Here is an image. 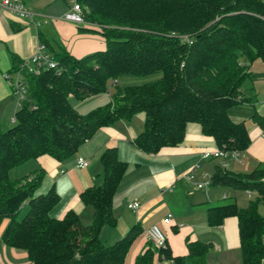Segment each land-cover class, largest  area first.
<instances>
[{
	"label": "trees",
	"instance_id": "16d2710c",
	"mask_svg": "<svg viewBox=\"0 0 264 264\" xmlns=\"http://www.w3.org/2000/svg\"><path fill=\"white\" fill-rule=\"evenodd\" d=\"M81 32H99L105 48L74 57L57 39L41 37L58 63L37 75L24 73L27 92L14 124L0 127V226L2 241L26 252L30 264H123L133 241L142 233L138 224L111 244L99 237L103 225H114L112 199L127 168L115 147L100 156V183L80 192L93 209L90 224L73 210L63 217L50 214L59 201L53 188L38 194L45 172L12 178L10 170L41 155L63 161L101 127L145 114L143 130L133 144L146 153L182 142L185 125L197 122L218 147L244 152L250 144L242 120L264 125L247 97L246 84L264 76L249 70L264 58V0H81ZM88 19V20H87ZM21 60H13L15 70ZM129 78L139 84L120 85ZM114 88L110 100L85 113L69 102ZM264 166L234 173L217 166L211 185L251 190L256 198L245 207L233 200L207 207L211 226L236 216L241 264H264ZM25 214L18 219L23 205ZM187 254L173 256L170 247L147 242L134 264H154L163 255L173 264H206L211 243L186 240Z\"/></svg>",
	"mask_w": 264,
	"mask_h": 264
},
{
	"label": "crops",
	"instance_id": "0c3cea01",
	"mask_svg": "<svg viewBox=\"0 0 264 264\" xmlns=\"http://www.w3.org/2000/svg\"><path fill=\"white\" fill-rule=\"evenodd\" d=\"M22 1L34 14L33 19L19 17L8 7L0 4V127L3 129L9 128L4 127L6 123L2 121H8L16 101L4 73L12 71L15 58L23 60L31 57L43 43L41 37L57 39L74 57L105 48V39L99 32H81L82 25L64 20L62 18L64 6L61 9L57 8L53 4L55 0ZM56 10L58 12L54 14L55 16H50ZM84 27L94 29L88 24ZM45 48L50 52L46 46ZM249 70L263 73L264 58L254 60ZM247 87L246 95L256 99L255 108L264 118V76L253 78L247 82ZM96 96L98 95H91L78 102L95 98L93 106L88 108L91 110L110 100L108 95L109 100L99 104L105 100H102L103 97L96 99ZM73 98L70 96L69 101L73 102L71 101ZM76 104L74 106L78 112H86L79 110L80 106ZM6 113L8 116H5ZM144 118L145 114L138 112L129 121L121 119L109 126L101 127L68 159L57 161L49 155H41L11 169L10 176L12 177L11 173L16 170L19 174L12 178L43 169L45 175L37 193L43 194L53 188L59 196V201L51 209L50 214L61 218L68 210H73L83 224H90L93 209L81 201L80 192L100 183L99 156L105 148L115 147L119 160L125 162L127 168L112 199L115 223L102 226L100 239L105 236L107 241L115 239L113 240L115 242L135 224L140 226L142 232L150 225L157 224L165 234L173 256L187 254L185 243L187 239L199 240L212 244L206 264H241L237 217H226L218 226H211L206 221L207 207L229 199L236 203L233 192L232 194L229 192L238 189L211 185L208 180H211L217 166L223 170L243 174L251 172L255 167L264 166V125L250 118L235 117V121L244 122L250 144L242 152L240 162L229 160L226 161L227 166L222 167L224 160L220 157L201 158L202 152L215 148L216 143L212 137L203 133L201 125L197 122H188L185 125L184 138L176 146L163 147L157 153H146L137 148L133 144V139L143 130ZM78 156L87 159L89 164L85 167H76ZM196 162L200 166L196 170L194 181H187L183 174ZM238 164L241 165L239 166L241 170H237ZM207 178V182L202 181ZM200 181L204 185L199 188L196 183ZM132 201H138L140 204L136 210L128 209L126 206ZM247 204L237 206L245 207ZM168 212L172 213V219L166 224L162 219ZM6 223L7 220H4L0 226V264H30L24 250L7 246L2 241L1 233ZM146 244L147 241L141 233L131 244L123 264H134L136 254L142 251ZM154 264L173 263L170 259L155 257Z\"/></svg>",
	"mask_w": 264,
	"mask_h": 264
},
{
	"label": "built area",
	"instance_id": "2783aa9c",
	"mask_svg": "<svg viewBox=\"0 0 264 264\" xmlns=\"http://www.w3.org/2000/svg\"><path fill=\"white\" fill-rule=\"evenodd\" d=\"M66 1L68 3V10L62 15V18L79 25H85L86 21L84 20L83 5L81 0ZM0 4L8 7L19 17H28L30 19H33L34 17V14L26 7L22 0H0ZM43 68L57 69L59 67L53 55L46 50L45 45L42 43L31 57L20 61L17 69L4 73V77L12 89V93L18 98L19 105L25 99L27 92L24 73L37 75ZM12 121H14V118ZM241 155L242 152L239 150H228L224 147L220 148L216 146L213 149L204 150L201 154V158L208 159L220 157L224 160L221 166L226 167L228 164L226 161L235 160L240 162ZM88 164L89 161L87 159L81 156L77 157L76 167H85ZM199 166V163L196 162L183 174V178H185L187 181H194V176ZM196 185L200 188L204 185V183H196ZM245 191L248 197L252 196L253 191ZM139 205L140 204L138 201H132L128 202L126 206L128 209L136 210ZM171 219L172 213L168 212L166 216L163 217L162 221L163 223L168 224L170 223ZM142 237L157 249L166 247V236L157 224H152L148 228L144 229L142 232ZM159 259H164L163 255L159 256Z\"/></svg>",
	"mask_w": 264,
	"mask_h": 264
},
{
	"label": "rangeland",
	"instance_id": "374dc122",
	"mask_svg": "<svg viewBox=\"0 0 264 264\" xmlns=\"http://www.w3.org/2000/svg\"><path fill=\"white\" fill-rule=\"evenodd\" d=\"M53 4H55L56 5V7L58 8L59 7V9H61L62 8V6H64V10H63V13H62V15L68 10V3H67V1L65 0V2L63 1V0H55V2L53 3ZM51 9H54V8H51ZM56 12H58L57 10L54 12V13H50L51 15L50 16H55L54 14L56 13ZM49 19V18H48ZM88 20V19H87ZM86 24H88V25H90V26H92L93 28H94V30H97V31H100L101 30V26L99 25V24H97V23H95L94 21H91V20H88L86 23H85V25ZM251 65V64H250ZM249 68H250V66H249ZM144 80H138V79H132V78H129L128 80H126V81H122L121 83H120V85H128V84H139V83H142ZM111 87V88H110ZM113 89L114 88H112V86H110V85H108V87H107V91L106 92H103L102 94L101 93H99V94H97L98 96H96V99H99V98H101V97H103L102 98V100H105L104 102L102 101L101 103H99V104H102V103H105L106 101H108L109 100V96L108 95H110L112 92H113ZM96 95V94H95ZM14 98H15V104H14V108L12 109V111H11V114H10V116L8 117V121L6 120V121H2V122H4V123H6L5 124V126L4 127H11L13 124H14V122L12 121V118H15L16 116V111L18 110V108L20 107V105H19V102H18V98H17V96L14 94ZM247 97H249V96H247ZM84 100V99H83ZM71 101H73V102H70V104L77 110V108L74 106V104H76V102H78V99H76V98H73V100H71ZM94 102H95V98H89V99H86L85 101H83L82 103H80V102H78L76 105L77 106H80V109L79 110H81V111H86L87 112V110L89 111V106H93V104H94ZM98 102V101H97ZM94 106H96V105H94ZM87 109V110H86ZM5 116H8V114L6 113L5 114ZM82 157V156H81ZM237 167H239V166H241L240 164H238V165H236ZM241 167H239V168H237V170H241L240 169ZM19 169H21V168H19ZM236 170V171H237ZM17 171L18 170H16V171H14V172H12L11 173V175H12V177H16L19 173H17ZM243 172V171H242ZM10 174V173H9ZM19 177V176H18ZM207 180H208V178L207 179H202V181L203 182H207ZM196 181V180H195ZM202 181H200V183H202ZM208 181H210V180H208ZM227 192V191H226ZM232 192H233V195L235 196L234 198H235V201H236V203H237V205H240V206H244L246 203H248L250 200H254L255 198H256V193H254L253 195H252V197L251 198H249L248 196H247V194H246V192H245V190H240V189H238V190H231V192H229L230 194H232ZM228 193V194H229ZM232 197V196H231ZM229 200H231V199H229ZM27 208H28V205H23V207H22V209H21V211H20V213H19V215H18V219L19 218H21L24 214H25V212L27 211ZM259 211H261V212H263L264 211V207L261 205V204H259ZM54 213V212H53ZM106 237L105 236H103L102 238H101V240L105 243V244H110V242H113V240H115V239H110V241H107L106 239H105ZM112 240V241H111Z\"/></svg>",
	"mask_w": 264,
	"mask_h": 264
}]
</instances>
